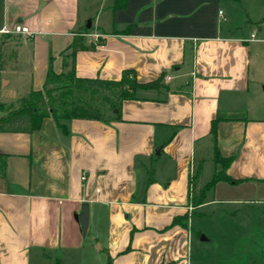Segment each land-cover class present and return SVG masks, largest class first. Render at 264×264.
<instances>
[{
    "label": "crops",
    "instance_id": "obj_1",
    "mask_svg": "<svg viewBox=\"0 0 264 264\" xmlns=\"http://www.w3.org/2000/svg\"><path fill=\"white\" fill-rule=\"evenodd\" d=\"M112 2L0 0V103L40 90L50 58L60 73L73 47L78 77L163 74L105 121L45 117L38 131H0V264H202L211 239L196 222L264 202V17L234 12L259 0ZM216 148L244 181H218L195 206Z\"/></svg>",
    "mask_w": 264,
    "mask_h": 264
},
{
    "label": "trees",
    "instance_id": "obj_2",
    "mask_svg": "<svg viewBox=\"0 0 264 264\" xmlns=\"http://www.w3.org/2000/svg\"><path fill=\"white\" fill-rule=\"evenodd\" d=\"M126 3L127 0H113L112 9L125 8ZM69 47L71 48L72 46ZM74 49L73 47L69 54L63 56V69L60 73H56L53 70L50 58L46 77L40 90H31L18 98L16 102L9 104L0 103V131H38L45 117H51L57 122L59 119L71 118L105 121L106 118L103 116L99 107L95 106L89 99L79 96L76 97L74 92L89 91L91 94H94L99 89H118V103L116 105L110 103V109L118 115L120 101L134 99L135 91L138 88L158 89L162 86L163 74L153 81L138 82L135 72L132 69L123 70L118 80L78 77L75 72ZM218 120L219 117L214 119L211 124V132L214 138ZM60 126L65 129L64 125L61 124ZM213 161L215 165L214 173L211 179L199 189L197 198L193 200V205L195 206L203 202L206 191L218 181H225L232 185L244 181L243 179L232 178L225 173V170L233 161L232 156L223 157L216 148ZM198 213L201 216H210V214ZM180 219L185 220L180 222ZM175 223H179L182 226L187 225L185 217L174 219L171 225ZM260 254L264 260V249ZM252 264L258 263L253 261Z\"/></svg>",
    "mask_w": 264,
    "mask_h": 264
},
{
    "label": "rangeland",
    "instance_id": "obj_3",
    "mask_svg": "<svg viewBox=\"0 0 264 264\" xmlns=\"http://www.w3.org/2000/svg\"><path fill=\"white\" fill-rule=\"evenodd\" d=\"M248 15L244 12L247 9L242 4L241 10L234 11L235 17L237 12L241 18L250 17L257 21L264 17V0L259 2H249ZM257 28V24H255ZM69 54L66 51L63 56ZM62 56V57H63ZM264 90V84L261 86ZM74 95L89 99L93 104L100 108L103 116L108 119L113 115L110 109V103L117 104L119 98V92L116 88L99 89L98 92L91 94L87 92L75 91ZM261 108H264V100L257 101ZM264 110V109H263ZM264 113V112H263ZM206 172H203V178H205ZM209 180V178H207ZM259 193V192H258ZM199 190H196L194 198H197ZM254 204V203H253ZM264 202H258L252 210V213H246L243 210L236 211L235 216L226 218H213L200 220L197 223V227L202 231L203 235L209 236L211 241L205 242L202 245L200 253L197 250V256H202V264H252L256 262L263 264V258L261 257V251L264 249ZM222 213V211H220ZM195 216H201L195 210L193 211ZM208 215V213H205ZM207 218L206 216H201ZM251 237V241L249 240ZM252 243L247 247L251 251V259L245 257L243 254L244 245ZM102 252V251H100ZM106 254V253H105ZM107 256V254H106ZM108 261V260H107ZM111 263V258H109Z\"/></svg>",
    "mask_w": 264,
    "mask_h": 264
},
{
    "label": "built area",
    "instance_id": "obj_4",
    "mask_svg": "<svg viewBox=\"0 0 264 264\" xmlns=\"http://www.w3.org/2000/svg\"><path fill=\"white\" fill-rule=\"evenodd\" d=\"M222 12L219 11V14H221ZM15 31L17 33H24V34H29L30 31L28 30V28L26 26H23V25H16L15 26ZM251 37H253V34L251 35ZM82 179H84V176H82Z\"/></svg>",
    "mask_w": 264,
    "mask_h": 264
},
{
    "label": "water",
    "instance_id": "obj_5",
    "mask_svg": "<svg viewBox=\"0 0 264 264\" xmlns=\"http://www.w3.org/2000/svg\"><path fill=\"white\" fill-rule=\"evenodd\" d=\"M89 26H90V24H87V27H89ZM81 225H82V228L85 230V229H86L85 214H84V216H82V219H81ZM200 238H201L202 240L205 239L204 236H201Z\"/></svg>",
    "mask_w": 264,
    "mask_h": 264
}]
</instances>
